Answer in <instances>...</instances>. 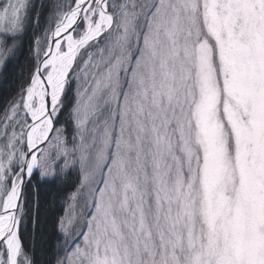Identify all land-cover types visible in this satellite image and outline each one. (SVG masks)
Returning a JSON list of instances; mask_svg holds the SVG:
<instances>
[{
    "label": "snow or ice",
    "instance_id": "snow-or-ice-1",
    "mask_svg": "<svg viewBox=\"0 0 264 264\" xmlns=\"http://www.w3.org/2000/svg\"><path fill=\"white\" fill-rule=\"evenodd\" d=\"M0 264H264V0H0Z\"/></svg>",
    "mask_w": 264,
    "mask_h": 264
}]
</instances>
